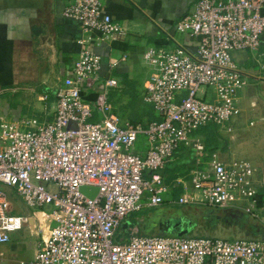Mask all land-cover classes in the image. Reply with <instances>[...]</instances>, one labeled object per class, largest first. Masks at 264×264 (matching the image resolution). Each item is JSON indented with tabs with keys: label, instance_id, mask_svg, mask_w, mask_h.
Wrapping results in <instances>:
<instances>
[{
	"label": "built area",
	"instance_id": "built-area-1",
	"mask_svg": "<svg viewBox=\"0 0 264 264\" xmlns=\"http://www.w3.org/2000/svg\"><path fill=\"white\" fill-rule=\"evenodd\" d=\"M103 4L70 0L63 10L79 22L83 36L76 60L55 89L53 118H0V185L14 187L29 207L51 208L47 232L41 231L33 257L22 264H264L259 239L145 235L129 225L125 241L114 240L132 212L163 204V195L174 189L176 204L237 208L264 225L256 211L255 166L208 158L194 136L206 125L231 130L237 92L248 81L232 52L258 49L264 0H197L176 26L193 39V51L176 42L172 49L143 52L153 70L143 100L158 118L146 124L121 122L108 99L118 82L99 75L93 33L121 39L125 32ZM205 88L212 89L213 99ZM86 92L94 94L91 101ZM94 115L99 120L89 121ZM138 135L149 143L143 154L134 151ZM180 146L193 150L187 172L175 171L167 181L162 172ZM81 185H96L98 193L89 198ZM6 204L0 186V243L25 221L8 214Z\"/></svg>",
	"mask_w": 264,
	"mask_h": 264
},
{
	"label": "crops",
	"instance_id": "crops-1",
	"mask_svg": "<svg viewBox=\"0 0 264 264\" xmlns=\"http://www.w3.org/2000/svg\"><path fill=\"white\" fill-rule=\"evenodd\" d=\"M196 1L104 0V12L123 26L125 32L121 39H100V34L94 32L92 50L100 57V77L115 78L118 82L114 88L118 94L110 104L122 123L129 122L130 117L141 124L157 118L152 106L150 110L144 107L145 84L153 70L142 54L148 47L172 49L176 42L193 51V39L177 32L176 26ZM69 2L0 0V118L35 117L40 121L53 118L55 89L76 60L81 48L78 39L83 36L79 22L63 15ZM232 57L248 74V81L237 92L239 110L227 124L231 130L225 131H240L246 116L253 115L260 127L252 132L250 141L258 144L249 148L239 140L231 146L216 137L212 139V147H204V152L208 158L215 156L224 162L242 159L255 166L256 211L264 216V32L257 50L234 51ZM84 95L90 101L94 97L88 92ZM231 121L234 127L229 125ZM177 157H171L167 164ZM189 160L190 156L180 163L187 165ZM6 199V212L23 216L25 221L24 227L10 234L9 241L0 243V264H22L33 257L41 231L47 232L50 219L44 209L30 210L26 204L27 213L15 214V203L7 196ZM24 228L27 235L23 237Z\"/></svg>",
	"mask_w": 264,
	"mask_h": 264
},
{
	"label": "trees",
	"instance_id": "trees-1",
	"mask_svg": "<svg viewBox=\"0 0 264 264\" xmlns=\"http://www.w3.org/2000/svg\"><path fill=\"white\" fill-rule=\"evenodd\" d=\"M158 118H154L153 120H157ZM134 122V121H133ZM200 130H206L212 133V135L208 137H204L202 142L204 147L208 149L213 140L218 137L216 135V126L206 125L198 128L196 132ZM213 139V140H212ZM178 151H176L173 156H178ZM191 149H183L180 151V155H189L191 156ZM169 164L166 165L163 170V174L166 176L165 179L168 181L174 176L175 171L170 170L168 167ZM186 163L183 164L181 169V173L185 174L187 172ZM179 194V193H178ZM178 197V195H177ZM176 197V198H177ZM158 207V206H156ZM162 211H164V207H162ZM155 209V208H154ZM231 210L233 213L226 215L222 211ZM186 210L184 213L183 211ZM151 215V213L149 214ZM148 215L149 218L150 216ZM167 215V216H166ZM156 227L148 229L147 219H141L139 222H131L129 225L136 226L137 232L139 234L149 235L150 232H155V235L159 236H179V237H190L192 231L195 232L196 237L205 236L206 237H218L212 234L213 226L211 225L212 221L225 222L227 221H235L238 224V234L234 236H241L236 239H259L264 241V225L259 221L254 220L249 216V214L237 208H218L206 205H198V204H174L172 208V212L167 214L165 212V216L162 217ZM196 220V225H195ZM177 221L179 222L176 225ZM232 221V222H233ZM143 224H146V228L142 229ZM199 224V225H198ZM222 238V237H218Z\"/></svg>",
	"mask_w": 264,
	"mask_h": 264
},
{
	"label": "rangeland",
	"instance_id": "rangeland-1",
	"mask_svg": "<svg viewBox=\"0 0 264 264\" xmlns=\"http://www.w3.org/2000/svg\"><path fill=\"white\" fill-rule=\"evenodd\" d=\"M206 89V93H208L207 98L209 99H213L212 95V89L211 88H205ZM117 91L114 89H110L109 90V94H108V99L109 102H111L113 100V98L117 95ZM200 96V94H198ZM1 103V102H0ZM144 107L146 108V110H150L151 105L149 104H144ZM94 118H91L89 121H95L99 120V116L98 115H94ZM150 114L147 115V119H149ZM144 120H146V117L144 118ZM138 122L137 118L135 117H130L129 122ZM143 121V120H142ZM253 121L252 125L249 126L248 122ZM231 127H234V124L232 123V121L229 124ZM259 123L257 121V117L253 116V115H247L245 118V122H243V128L240 131H232V132H227L225 131L226 128H222V127H216V135L222 140V141H227L229 142V145H233L235 146L237 144V142L240 140L241 143L244 142L245 147H249L252 148L254 145L257 146V142H255V144H253V141H250V135L252 134L253 131H255L256 129H258ZM212 135V133L206 130H200L198 132L194 133V136L198 137L199 139H203L204 137H208ZM239 137V139H238ZM235 138V139H234ZM219 139V140H220ZM234 139V140H233ZM239 141V142H240ZM257 143V144H256ZM149 147V143L147 142V139L144 135H138V139L135 142L134 145V151L143 154ZM183 149H186L184 146H180V148L177 150L178 151V157L176 159H173V162H170V164L168 165L170 170H174V168H177V171H181L183 164H181V161H188L189 159V155H180V151H182ZM221 149L218 148V151H220ZM174 164H177L175 167ZM3 188V191L5 192V194H7L6 196L9 199H12L11 201L15 203V214H20L23 215L27 212H25V203L23 201V199L19 196L16 195V191L15 188L12 186H8V185H0ZM179 193L178 189H174L173 191H170V193L163 195V199H164V203L161 204V206L164 207V212H166L167 214H170L172 212V208L173 205L175 204L176 201V197ZM10 201V203H11ZM9 203V201H8ZM7 207V205H6ZM28 207V206H27ZM30 208V210L35 209L32 207H28V209ZM155 207L152 208H142L139 211H135L132 212L129 217L127 218V220H125V222L127 221L128 224H130L131 222H139L141 219H149L146 218L148 217V215L150 214V212L154 209ZM44 210L49 213L51 208L50 206H45ZM258 211V210H257ZM259 212V211H258ZM233 221V220H232ZM225 221V222H219V221H212L211 225L213 226V232L212 234H214L215 236L218 237H222L224 239H228V240H234L236 238H239L241 236H234L238 234V224L233 221ZM54 225V224H52ZM195 225H196V220H195ZM199 225V224H198ZM24 227V226H23ZM26 228H24L22 230V235L23 237L27 235V232H25ZM120 232V229H118L116 236L118 235V233ZM155 232H150L149 235H155ZM115 236V238H116ZM190 237H194L196 236L195 232L192 231L191 234L189 235ZM206 237V235H205ZM114 238V240H115ZM126 238V231H123L122 235L119 237V239L117 240V242H123L125 241ZM116 241V240H115Z\"/></svg>",
	"mask_w": 264,
	"mask_h": 264
},
{
	"label": "flooded vegetation",
	"instance_id": "flooded-vegetation-1",
	"mask_svg": "<svg viewBox=\"0 0 264 264\" xmlns=\"http://www.w3.org/2000/svg\"><path fill=\"white\" fill-rule=\"evenodd\" d=\"M163 206L159 205L158 207H155V209H153L150 213L151 215H149V219H147V223H148V226L149 228L148 229H151L153 227H156L157 223L163 219L162 217L165 216V212L162 211V208ZM184 213L186 212V210L183 211ZM224 214L226 215H229L231 213H233L230 209L229 210H224L222 211ZM167 216V215H166ZM146 228V224H143L142 226V229H145Z\"/></svg>",
	"mask_w": 264,
	"mask_h": 264
},
{
	"label": "water",
	"instance_id": "water-1",
	"mask_svg": "<svg viewBox=\"0 0 264 264\" xmlns=\"http://www.w3.org/2000/svg\"><path fill=\"white\" fill-rule=\"evenodd\" d=\"M79 191L89 198H94L96 196V194L98 193V186H96V185H81L79 187ZM178 223L179 222L177 221L176 225H178ZM128 226H129V224L127 221L123 222L121 224L120 232L118 233V235L115 238L116 241L122 235L123 231L127 230Z\"/></svg>",
	"mask_w": 264,
	"mask_h": 264
}]
</instances>
